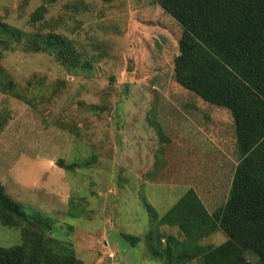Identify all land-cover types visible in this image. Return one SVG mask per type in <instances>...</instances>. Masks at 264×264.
<instances>
[{
  "label": "rangeland",
  "instance_id": "1",
  "mask_svg": "<svg viewBox=\"0 0 264 264\" xmlns=\"http://www.w3.org/2000/svg\"><path fill=\"white\" fill-rule=\"evenodd\" d=\"M0 22L22 33L0 43L12 85L0 87L6 196L81 264H162L126 236L151 232L189 189L212 213L239 159L230 112L176 80L180 25L155 0H0ZM35 32L71 40L79 62L35 51ZM21 230L0 222V247L21 245Z\"/></svg>",
  "mask_w": 264,
  "mask_h": 264
},
{
  "label": "trees",
  "instance_id": "2",
  "mask_svg": "<svg viewBox=\"0 0 264 264\" xmlns=\"http://www.w3.org/2000/svg\"><path fill=\"white\" fill-rule=\"evenodd\" d=\"M155 1L182 29L174 62L177 82L230 112L239 159L226 201L212 213L189 189L151 232L129 234L125 240L130 246L145 241L162 264H264V0ZM21 37L19 30L0 22L1 44L12 45ZM32 41L35 51L79 62L71 40L60 34L36 33ZM10 81L0 66V87L10 90ZM0 222L21 225L23 240L18 246L0 247V264H81L70 246L51 244L44 237L45 227L11 201L1 183ZM159 225L177 227L179 237L160 234ZM216 231L226 236L223 243L199 245ZM247 251L255 258L248 259Z\"/></svg>",
  "mask_w": 264,
  "mask_h": 264
}]
</instances>
